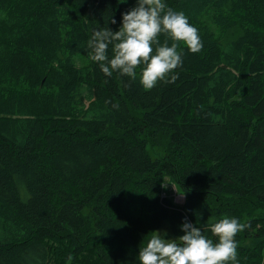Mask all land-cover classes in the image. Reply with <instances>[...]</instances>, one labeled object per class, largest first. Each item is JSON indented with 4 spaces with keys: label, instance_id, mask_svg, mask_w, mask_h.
Listing matches in <instances>:
<instances>
[{
    "label": "trees",
    "instance_id": "1",
    "mask_svg": "<svg viewBox=\"0 0 264 264\" xmlns=\"http://www.w3.org/2000/svg\"><path fill=\"white\" fill-rule=\"evenodd\" d=\"M163 2L203 47L146 90L87 46L136 0H0V264H140L153 230L216 242L224 216L251 225L239 264H264V0Z\"/></svg>",
    "mask_w": 264,
    "mask_h": 264
},
{
    "label": "clouds",
    "instance_id": "2",
    "mask_svg": "<svg viewBox=\"0 0 264 264\" xmlns=\"http://www.w3.org/2000/svg\"><path fill=\"white\" fill-rule=\"evenodd\" d=\"M126 3L127 0H119ZM115 24L116 20L111 19ZM166 34L168 40L161 44L158 37ZM183 42L192 53L199 52L203 45L197 28L188 22L182 11H174L163 0H136V6L122 13V26L118 31L109 27L93 30L88 41L90 59L100 63L106 76L118 71L135 80L136 69L143 65L140 83L150 90L158 82H174L178 77L171 75L182 65V54L177 51ZM112 46V58L107 52ZM166 186V184H165ZM235 217L224 216L209 227L213 236L208 238L203 230L185 219L181 228L183 235L165 238L166 233L153 230L146 243L140 246V264H239L236 236L250 227Z\"/></svg>",
    "mask_w": 264,
    "mask_h": 264
},
{
    "label": "rangeland",
    "instance_id": "3",
    "mask_svg": "<svg viewBox=\"0 0 264 264\" xmlns=\"http://www.w3.org/2000/svg\"><path fill=\"white\" fill-rule=\"evenodd\" d=\"M147 150L152 158H162L166 155L165 149L163 147L154 145L149 139H147ZM164 187L167 194L173 199L174 202L178 204H182L184 202V196L178 191L177 187L170 179H165Z\"/></svg>",
    "mask_w": 264,
    "mask_h": 264
}]
</instances>
